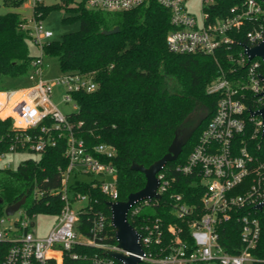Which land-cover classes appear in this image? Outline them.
I'll use <instances>...</instances> for the list:
<instances>
[{"label": "built area", "instance_id": "built-area-1", "mask_svg": "<svg viewBox=\"0 0 264 264\" xmlns=\"http://www.w3.org/2000/svg\"><path fill=\"white\" fill-rule=\"evenodd\" d=\"M22 1L33 7L34 16L25 18L21 27L39 52L27 75L32 84L0 90V120H11L8 130L0 133V142L10 141L8 149L0 152V158L9 152L42 153L64 141L68 165L62 170V207L46 235L35 234L33 228L40 212L23 207L26 202L13 214L0 217V242L9 243L1 264H63L66 253L76 245L98 247L106 254L122 251L117 243L98 242L107 225L104 215L88 228L92 237L80 232V216L89 213L90 200L81 192L75 194V200L69 195L72 176L87 173L95 176L94 185H99L108 197L107 203L120 200L117 168L112 162L116 147L104 142L89 145L79 135L82 122H73L70 114L53 101L54 88L60 86L64 90L62 101L74 102V107L79 108L75 94L93 92L98 83L92 74L78 71L44 76L43 47L54 35L38 9L46 4L44 0ZM149 1L86 0V3L93 9L124 11ZM214 1L202 0L204 23L200 25L187 10L186 0H158L171 11L174 28L168 34L167 44L172 52L215 54L238 47L236 54L227 55L236 60L238 67L231 72L221 68L220 75L208 86V93L220 96L216 109L186 163L177 167L180 172L195 176L202 193L198 206L188 203L183 194L174 197V209L188 226L192 243L182 237L184 226L169 225L173 236L166 241L160 219L144 217L140 231L137 229L143 247L138 264H264V257L256 254L262 251L260 241L264 232V123L260 115L250 112L264 106V83L260 77L264 74L261 69L264 61L260 57L251 59L246 51L264 39V0H243L231 8L230 15L216 20L206 9ZM240 34H244V42L238 38ZM157 177L160 182L157 192L162 195L170 180L162 170ZM159 199L136 200L128 210V219L138 218L144 208L158 204ZM38 203L33 200L32 205ZM74 203L84 204L76 209ZM227 222L235 226L228 228ZM230 230L238 232V239L235 241L233 236L232 242L236 252L228 251L222 243L223 235ZM78 256L73 254L75 258ZM115 260L108 254L94 262L113 264Z\"/></svg>", "mask_w": 264, "mask_h": 264}, {"label": "trees", "instance_id": "trees-1", "mask_svg": "<svg viewBox=\"0 0 264 264\" xmlns=\"http://www.w3.org/2000/svg\"><path fill=\"white\" fill-rule=\"evenodd\" d=\"M61 1L63 6L42 4L38 9L45 16L51 10L64 8L69 14L62 22L79 23L80 27L65 33L61 39L46 42L43 52L58 59L62 72L92 74L98 83L93 92L75 94L79 108L70 114V118L75 123L82 122L79 135L89 145L104 142L116 147L112 162L117 168L120 200H127L129 194L146 185L144 173L133 170V163L150 166L168 152L179 128L192 125L199 114L208 113L179 157L162 169L170 186L163 192L159 203L144 208L136 219L129 217L139 231L144 217L160 219L166 241L173 236L169 225H182L185 227L182 237L192 243L188 226L178 218L174 209V197L183 194L188 203L198 206L202 193L195 176L184 174L177 167L186 163L216 109L220 96L208 93V86L220 75L221 68L231 72L238 67L236 60L227 57L229 53L236 54L238 47L234 51L218 50L215 54L172 52L167 44L168 34L174 28L171 11L158 0L124 11L89 8L86 0L78 3ZM242 1L215 0L206 9L216 20L230 15L231 8ZM4 2L9 7L23 4L22 0ZM24 21L25 17L15 11L0 14V90H5L6 78L26 77L36 57L30 49L32 41L21 27ZM115 27L120 28L116 33L103 32ZM238 38L243 42L246 40L244 34ZM261 69L264 72V64ZM249 105L255 108L254 104ZM193 111L196 117L183 123ZM10 124V119L0 120V133L6 132ZM9 144V140L0 142V152L8 149ZM64 150L65 142L61 141L57 146L48 147L38 158L21 161L15 169L0 165V217L5 215L7 206L24 196H27L26 203L28 200L39 201L35 207L30 206L35 212L59 213L60 200H63L62 170L68 165ZM94 181L71 184L74 194L84 193L90 200L89 213L80 216V232L92 237L88 228L104 215L107 218L104 237L97 240L116 244L108 197L99 185H94ZM38 192L40 196L36 195ZM226 224L228 228L235 226L233 222ZM233 236L236 241L238 232L230 230L222 237V243L230 252L238 251L233 247ZM260 246L262 251L256 254L264 257V232ZM8 249L9 243L0 242V264ZM75 253L79 254L77 258L73 257ZM100 256L108 254L98 247L76 245L66 253L63 264H96L94 260ZM113 264L123 263L115 260Z\"/></svg>", "mask_w": 264, "mask_h": 264}, {"label": "water", "instance_id": "water-1", "mask_svg": "<svg viewBox=\"0 0 264 264\" xmlns=\"http://www.w3.org/2000/svg\"><path fill=\"white\" fill-rule=\"evenodd\" d=\"M119 30V27H115L111 30H104L103 32L111 34L116 33ZM246 51L250 55L251 59L254 57H260L264 61V39L252 47H247ZM260 77L264 83V74H261ZM262 94L264 96V88ZM250 112L260 115L264 123V106L256 111L250 110ZM194 116L195 111L191 112L184 119L183 123L188 122ZM207 116V112L201 113L192 125L179 128L171 145L169 146L168 152L162 158L153 162L150 166L146 167L143 164L133 163L131 166L133 170L144 173L146 177V185L141 190L129 194L127 200H118L107 203L111 209V222L115 229L117 246L122 249V251H108L107 253L123 264H138L140 262L139 255L143 254V247L140 241L141 235L137 228L129 221L127 216L130 206L136 200L152 197L160 198L162 196L159 192H157L160 183L157 174L169 161L176 160L179 157L183 147L187 144L194 132L199 128ZM78 183L79 181L76 182V184ZM26 200L27 196H24L17 202L7 206L5 213L8 215L13 214L26 202ZM124 251L127 253H124Z\"/></svg>", "mask_w": 264, "mask_h": 264}, {"label": "rangeland", "instance_id": "rangeland-1", "mask_svg": "<svg viewBox=\"0 0 264 264\" xmlns=\"http://www.w3.org/2000/svg\"><path fill=\"white\" fill-rule=\"evenodd\" d=\"M83 1L84 0H74L75 3L83 2ZM44 3L48 6H54V5L63 6V2L61 0H44ZM87 6L90 8L88 4ZM186 7L187 10L195 16L199 24L203 25L204 20H203L202 0H186ZM8 11L18 12L20 16L28 19L34 16L33 7L30 5L27 6L25 3H23L21 6L18 7H9L6 5L4 0H0V14H4ZM68 14L69 13L64 8H61V9L51 10L45 16L44 14L41 15V17H44L43 21L45 26L51 29L54 33L52 39H61L65 33L79 29L80 27L79 23L64 24L62 22V19ZM30 49L33 54H37L39 52V49L35 46L34 43H31ZM44 61L46 63V69L44 73L45 77L48 78L55 77L62 73V70L59 65V61L56 57L45 55ZM32 83L33 82L29 80L28 76L16 80L11 78H6L4 81L3 89L28 86ZM63 91L64 90L62 87L60 86L55 87L53 101L65 113L71 114L77 112L78 108L74 107L75 104L74 102L67 104L62 101ZM39 156L40 153L37 152H9L5 154V156L0 158V165L3 166L4 168L5 166L9 165V168L15 169L19 166L21 161L23 162L24 160L32 157L38 158ZM93 179H95V176L93 174L79 173L77 175L72 176V178L70 179V184L76 181L90 182ZM69 195L71 200H75L74 190L70 189ZM32 202L33 200H28V202L23 207H28V206L30 207L32 205ZM83 204L84 203H78V204L74 203L73 207L78 209ZM56 217L57 216L55 214L40 212L36 219V224L34 225L33 228L35 234L39 236L46 235L50 231V229L54 226L56 222ZM210 264H215V263H210Z\"/></svg>", "mask_w": 264, "mask_h": 264}, {"label": "flooded vegetation", "instance_id": "flooded-vegetation-1", "mask_svg": "<svg viewBox=\"0 0 264 264\" xmlns=\"http://www.w3.org/2000/svg\"><path fill=\"white\" fill-rule=\"evenodd\" d=\"M196 117V116H195ZM193 119V118H192Z\"/></svg>", "mask_w": 264, "mask_h": 264}]
</instances>
